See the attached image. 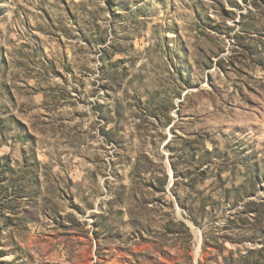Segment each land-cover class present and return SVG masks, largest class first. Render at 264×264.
Wrapping results in <instances>:
<instances>
[{
	"label": "rangeland",
	"instance_id": "obj_1",
	"mask_svg": "<svg viewBox=\"0 0 264 264\" xmlns=\"http://www.w3.org/2000/svg\"><path fill=\"white\" fill-rule=\"evenodd\" d=\"M0 264H264V0H0Z\"/></svg>",
	"mask_w": 264,
	"mask_h": 264
}]
</instances>
